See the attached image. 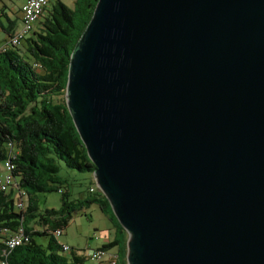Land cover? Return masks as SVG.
I'll use <instances>...</instances> for the list:
<instances>
[{
  "label": "water",
  "instance_id": "1",
  "mask_svg": "<svg viewBox=\"0 0 264 264\" xmlns=\"http://www.w3.org/2000/svg\"><path fill=\"white\" fill-rule=\"evenodd\" d=\"M64 103L125 264H264V0H97Z\"/></svg>",
  "mask_w": 264,
  "mask_h": 264
},
{
  "label": "trees",
  "instance_id": "2",
  "mask_svg": "<svg viewBox=\"0 0 264 264\" xmlns=\"http://www.w3.org/2000/svg\"><path fill=\"white\" fill-rule=\"evenodd\" d=\"M96 1L72 0L70 7L55 1L18 47L0 51V163L10 164L13 182L0 192V261L7 264H84L78 250H60L54 232L63 233L71 215L83 206L94 203L102 213L110 211L94 188L86 189L87 198L69 200L80 194H71L66 182L57 177L60 164L91 176L94 170L66 110L64 89L70 53ZM12 23L6 21L7 37ZM53 192L60 195L59 209L38 212L35 196ZM115 227L123 234V251L118 247L117 254L107 252L118 243L113 239L94 250L103 254L102 262L96 264H125L126 234L117 223ZM19 229L26 242L7 249L6 241ZM35 237H48V242L41 245Z\"/></svg>",
  "mask_w": 264,
  "mask_h": 264
},
{
  "label": "rangeland",
  "instance_id": "3",
  "mask_svg": "<svg viewBox=\"0 0 264 264\" xmlns=\"http://www.w3.org/2000/svg\"><path fill=\"white\" fill-rule=\"evenodd\" d=\"M55 1H60L66 7H68L70 3L69 0H47V8ZM19 3L20 0H0V8L3 6L5 9L17 7ZM1 37L3 36L0 33V39ZM3 174V163H0V176ZM57 177L59 181L66 182L71 194H80V196L77 197L70 196L69 200L87 198L88 195L86 189L88 187L97 190L94 183L91 185L92 176L90 174L65 169L61 164L60 169L57 172ZM60 190H62V188H60ZM59 198L60 195L58 192L37 194L35 199L38 212H42L45 209L58 210L60 207ZM22 199L24 200L25 196H23ZM110 215L114 218L111 210L102 213L94 203L83 206L81 209H77L71 215V219L63 229V233L56 238V243L58 245L62 244L68 248L78 250L77 253L85 258L84 264H96V262H93L86 257H88L97 247L111 242L113 239H116L118 243L108 249L107 252L117 254L118 247L123 251V234L116 229L115 224L117 221L115 218L114 220L109 218ZM34 239L41 245H46L48 242V237H35ZM58 252L59 254L68 256V253H62L61 251Z\"/></svg>",
  "mask_w": 264,
  "mask_h": 264
},
{
  "label": "built area",
  "instance_id": "4",
  "mask_svg": "<svg viewBox=\"0 0 264 264\" xmlns=\"http://www.w3.org/2000/svg\"><path fill=\"white\" fill-rule=\"evenodd\" d=\"M46 8V0H23L19 7L21 26L20 28L8 38V40L0 45V51H4L10 47H18L20 42L29 36L33 32V26L37 23L39 17L42 15L44 9ZM4 174L0 176V192H5L13 184L12 178L10 176V169L12 167L8 162L3 163ZM92 191V189H90ZM17 208H21V203L17 202ZM62 233L57 230L54 232V237L57 238ZM22 242H26L25 238H22L20 229L16 234L11 236L5 246L7 249H12L16 246H19ZM62 252L69 251V248L65 245H59ZM89 259L96 263H101L103 259V254L98 251L90 253ZM108 260V259H107ZM0 264H7L4 260L0 261ZM113 264V262H111Z\"/></svg>",
  "mask_w": 264,
  "mask_h": 264
},
{
  "label": "crops",
  "instance_id": "5",
  "mask_svg": "<svg viewBox=\"0 0 264 264\" xmlns=\"http://www.w3.org/2000/svg\"><path fill=\"white\" fill-rule=\"evenodd\" d=\"M23 0H20V3L17 5V7H10L9 9H5V7L3 6L2 8H0V10L2 11V15L0 14V33L2 34L3 37H1L0 39V45L4 44L8 38L10 36H12L21 26V16H20V12H19V7L21 5V2ZM70 3L68 5L71 6V2L72 0H69ZM14 6V5H13ZM46 7H47V0H46ZM6 21H12L13 23L11 24V26H9V31L10 35L7 37L4 34V29H7V25H6ZM37 23H35V25L33 26V31H35L37 29ZM104 236V235H102ZM113 254V253H110Z\"/></svg>",
  "mask_w": 264,
  "mask_h": 264
}]
</instances>
